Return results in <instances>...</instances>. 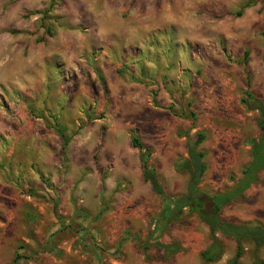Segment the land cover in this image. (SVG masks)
Wrapping results in <instances>:
<instances>
[{
    "label": "rangeland",
    "instance_id": "obj_1",
    "mask_svg": "<svg viewBox=\"0 0 264 264\" xmlns=\"http://www.w3.org/2000/svg\"><path fill=\"white\" fill-rule=\"evenodd\" d=\"M262 30L264 0H0V264L18 245L17 264H227L236 243L219 232V258H201L200 214L237 190L260 136L246 92L264 104ZM197 133L200 207L166 225L141 154L166 198L183 195ZM257 177L223 220L264 227ZM242 247L238 264L264 261Z\"/></svg>",
    "mask_w": 264,
    "mask_h": 264
},
{
    "label": "trees",
    "instance_id": "obj_2",
    "mask_svg": "<svg viewBox=\"0 0 264 264\" xmlns=\"http://www.w3.org/2000/svg\"><path fill=\"white\" fill-rule=\"evenodd\" d=\"M246 5L243 6L245 8ZM240 10L238 15L241 14ZM261 36L264 39V30L261 31ZM244 56H247V52H244ZM246 96L251 100L253 108L259 111L258 127L260 129V136L256 140H251V161L247 167L242 171V178L238 183L236 191L231 193H220L213 196L212 208L209 212L200 214L202 220L207 224L211 234V245L204 251L201 252V258L205 262H214L220 256V247L215 236L216 232H219L225 236L232 237L236 243V252L234 257L227 262V264H238L239 258L243 253L242 242L250 241L254 244L255 249L264 247V227L261 225H250L240 224L229 220H223L220 217V210L222 207L227 205L236 196L241 195L242 191L247 189L252 183L258 181L257 173L264 169V104L262 100L254 97L251 92H246ZM241 103L248 108H252L249 101L246 99H240ZM63 138L62 148L64 149L67 145V139L63 132H61ZM204 140L202 133H197L193 143L187 145L188 158L184 160L178 166V169L185 171L189 174V181L187 184V191L185 194L176 196L173 198H166L163 194V190L158 182L154 168L148 163L149 150H144L141 154V168L142 177L145 181L151 184L154 193L160 195L166 202V212L160 217V220H164L165 224H170L181 218L184 214V209L189 211L198 210L199 205V190L198 183L200 178L203 176L206 166L203 162V153L197 149L198 145ZM132 146L143 150V146L137 140L132 138ZM103 211H100L101 215ZM156 246L163 249L168 256H171L177 252V245L175 243L164 245L159 242L155 243ZM23 245H18L16 248L14 257L10 264H17L18 260L22 258L19 250H22ZM253 264H264V261H255Z\"/></svg>",
    "mask_w": 264,
    "mask_h": 264
}]
</instances>
